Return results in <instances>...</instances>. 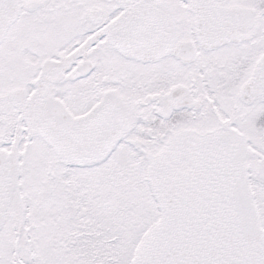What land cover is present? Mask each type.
Listing matches in <instances>:
<instances>
[{"label": "snow or ice", "instance_id": "6c2138e0", "mask_svg": "<svg viewBox=\"0 0 264 264\" xmlns=\"http://www.w3.org/2000/svg\"><path fill=\"white\" fill-rule=\"evenodd\" d=\"M0 264H264V0H0Z\"/></svg>", "mask_w": 264, "mask_h": 264}]
</instances>
